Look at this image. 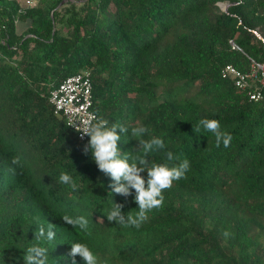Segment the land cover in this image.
Instances as JSON below:
<instances>
[{"label": "trees", "instance_id": "1", "mask_svg": "<svg viewBox=\"0 0 264 264\" xmlns=\"http://www.w3.org/2000/svg\"><path fill=\"white\" fill-rule=\"evenodd\" d=\"M61 1L0 0V264H25L33 244L48 249L47 264H73L77 242L98 264H264V96L251 99L221 74L264 61V0ZM85 69L98 117L129 130L122 153L142 154L131 129L144 126V140L165 144L150 165L190 163L139 228L107 220L113 201L136 215L135 191L112 193L84 151L90 138L81 141L50 100ZM202 118L219 121L229 147L193 131ZM65 215L85 217L87 229ZM47 222L55 239L35 240Z\"/></svg>", "mask_w": 264, "mask_h": 264}, {"label": "clouds", "instance_id": "2", "mask_svg": "<svg viewBox=\"0 0 264 264\" xmlns=\"http://www.w3.org/2000/svg\"><path fill=\"white\" fill-rule=\"evenodd\" d=\"M73 127L76 128V131L79 129L77 132L82 137L90 138L84 151L85 153L90 151L99 171L111 178L113 181L110 185L112 193L128 197L131 195V190L135 191V202L138 205L136 215L123 214L121 211L123 205L113 201L114 207L106 216L109 222L115 221L121 226L139 228L142 222L148 219L147 214L150 211L163 205V191L171 188L174 181L185 178V174L189 170L190 163L187 159L171 167L168 164L151 163L150 165V153L164 149L165 144L159 137L144 140L142 137L149 132V129L144 126L131 129L133 137L141 138L138 142L142 154L135 156L122 153L118 147V141H121L122 134L129 132L121 124L113 123L109 126L107 119L90 115L82 126L75 124ZM201 128L215 135L217 147L221 142L225 148L229 147L232 136L221 130L218 120L202 118L193 131L199 133ZM166 157L170 162L176 159L170 151L166 153ZM11 163L20 166V157H13ZM144 172H147V179L141 175ZM59 181L71 185L73 189L77 187L72 176L67 173H61ZM62 219L73 228L79 226L81 230L87 229L88 220L83 216L72 218L65 215ZM55 236V225L47 222V230L43 224L39 225L35 233V240L52 241ZM69 255L73 258V264H76L75 257L77 256L84 261V264H98L97 257L86 244L72 243ZM47 260L48 249L41 244H33L28 247L24 255L25 264H47Z\"/></svg>", "mask_w": 264, "mask_h": 264}, {"label": "built area", "instance_id": "3", "mask_svg": "<svg viewBox=\"0 0 264 264\" xmlns=\"http://www.w3.org/2000/svg\"><path fill=\"white\" fill-rule=\"evenodd\" d=\"M35 2L36 0H24V5L33 6ZM231 46L234 49H242L233 40ZM221 74L224 78H231L237 87L247 89L251 99L259 100L264 96V61L253 60L247 70H242L233 64H226ZM50 100L55 112L61 114L67 125L75 131L76 128L73 125L82 126L90 115L98 116L93 109L92 80L88 69L66 76L51 90ZM77 135L81 141L87 139V136L82 137L79 132Z\"/></svg>", "mask_w": 264, "mask_h": 264}, {"label": "water", "instance_id": "4", "mask_svg": "<svg viewBox=\"0 0 264 264\" xmlns=\"http://www.w3.org/2000/svg\"><path fill=\"white\" fill-rule=\"evenodd\" d=\"M68 0H62L60 3H59V5L57 6V7H60L61 5H63L64 3H66ZM72 1H74V0H72ZM226 6H227V4H226ZM226 6L223 8V9H226ZM30 35V34H29ZM28 36V35H27Z\"/></svg>", "mask_w": 264, "mask_h": 264}, {"label": "rangeland", "instance_id": "5", "mask_svg": "<svg viewBox=\"0 0 264 264\" xmlns=\"http://www.w3.org/2000/svg\"><path fill=\"white\" fill-rule=\"evenodd\" d=\"M20 2H21V4L24 5V0H21ZM220 5H221L222 8H224L226 6V3L221 2Z\"/></svg>", "mask_w": 264, "mask_h": 264}]
</instances>
